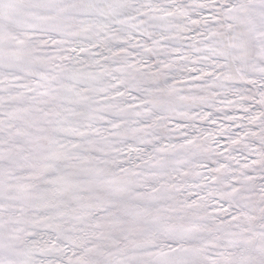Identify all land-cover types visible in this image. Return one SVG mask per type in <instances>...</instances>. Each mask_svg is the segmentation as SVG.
I'll list each match as a JSON object with an SVG mask.
<instances>
[{"label": "snow or ice", "instance_id": "6c2138e0", "mask_svg": "<svg viewBox=\"0 0 264 264\" xmlns=\"http://www.w3.org/2000/svg\"><path fill=\"white\" fill-rule=\"evenodd\" d=\"M0 264H264V0H0Z\"/></svg>", "mask_w": 264, "mask_h": 264}]
</instances>
